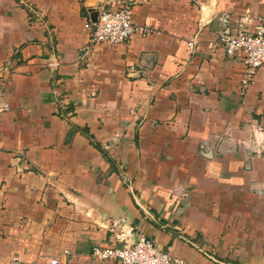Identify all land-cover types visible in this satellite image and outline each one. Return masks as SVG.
<instances>
[{
    "label": "crops",
    "instance_id": "0c3cea01",
    "mask_svg": "<svg viewBox=\"0 0 264 264\" xmlns=\"http://www.w3.org/2000/svg\"><path fill=\"white\" fill-rule=\"evenodd\" d=\"M130 2L154 32L87 50L95 0H0V264H118L90 251L119 219L189 264H264V65L242 93L213 44L264 0Z\"/></svg>",
    "mask_w": 264,
    "mask_h": 264
},
{
    "label": "built area",
    "instance_id": "2783aa9c",
    "mask_svg": "<svg viewBox=\"0 0 264 264\" xmlns=\"http://www.w3.org/2000/svg\"><path fill=\"white\" fill-rule=\"evenodd\" d=\"M95 1V20L87 19L84 22V27L89 32L87 50L98 43L121 44L128 42L134 34L145 37L154 32L149 26L134 21L130 0ZM194 44L195 40H190L188 49L193 50ZM213 44L221 47L229 57L240 56L245 65V78L241 88L244 93L256 70L264 65V18L246 10L235 19L232 27L215 32ZM9 107L4 89L0 86V121ZM107 228L108 240L91 247L90 252L94 257L118 264H189L181 258L171 256L123 220H112Z\"/></svg>",
    "mask_w": 264,
    "mask_h": 264
},
{
    "label": "water",
    "instance_id": "95a60500",
    "mask_svg": "<svg viewBox=\"0 0 264 264\" xmlns=\"http://www.w3.org/2000/svg\"><path fill=\"white\" fill-rule=\"evenodd\" d=\"M96 15H97V13L96 14H92L91 16H90V19L93 21V20H95V18H96ZM226 28H221V29H217V31H223V30H225Z\"/></svg>",
    "mask_w": 264,
    "mask_h": 264
}]
</instances>
